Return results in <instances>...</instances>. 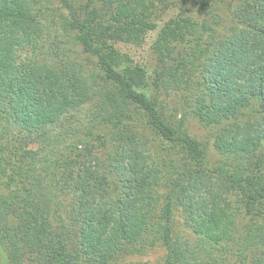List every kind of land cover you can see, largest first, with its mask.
Instances as JSON below:
<instances>
[{"label":"trees","instance_id":"obj_1","mask_svg":"<svg viewBox=\"0 0 264 264\" xmlns=\"http://www.w3.org/2000/svg\"><path fill=\"white\" fill-rule=\"evenodd\" d=\"M57 1L0 0V214L16 251L0 264H149L159 247V264H264V0H231L226 32L216 0ZM170 2L188 7L150 76L113 44L141 46ZM179 93L193 102L168 120L161 101ZM189 115L216 128L210 145ZM149 134L168 146L156 159Z\"/></svg>","mask_w":264,"mask_h":264},{"label":"rangeland","instance_id":"obj_2","mask_svg":"<svg viewBox=\"0 0 264 264\" xmlns=\"http://www.w3.org/2000/svg\"><path fill=\"white\" fill-rule=\"evenodd\" d=\"M53 1L56 5L58 4L57 0ZM232 6L233 4L231 3V0H216L214 8L210 13L214 16H219L221 20L223 19L219 24V28H217L222 32H226L229 28L232 27ZM183 7L187 8L188 4L182 5L180 3L175 4L174 2H170L167 7L159 8L152 18V27L147 33L146 38L141 46H133L123 43L113 44L117 51L127 59L130 67H132L133 69L142 70L150 76L152 75V73H154V71L159 69V56L154 50V43L165 24L171 18H175L179 14H181V9H183ZM197 15H199L198 12ZM200 17L201 19H203L205 16L202 14L200 15ZM209 17L212 16H208V18H205L209 19ZM108 19H110L109 22L113 24V26L120 24L119 19L115 18L112 13L108 15ZM186 93L187 92H185L184 94ZM189 95L190 97L194 98V94L190 93ZM164 98L166 99L164 101H161L164 108L161 109V112L168 120H179L182 117L183 113L187 111V107H189V105H191L193 102L191 101L187 104L185 96H182V93H179L177 96H172L171 98ZM182 106H184L185 108L183 109ZM85 113L86 111L81 115L84 116ZM184 127L187 129L192 138L207 145H210L212 143V140L216 133V128L203 127L190 115L186 118ZM97 131L108 134L109 129L102 128ZM148 137L151 141H153L150 151L151 156L153 159H156L157 156H160L162 154V151L165 150L168 146L166 144H163L162 141L158 139V137L154 136V134H149ZM219 160L220 157L218 156V154L212 150L210 154L211 163L215 164ZM177 224V227L182 229L183 225L179 222H177ZM6 226L7 220L0 214V251L3 256L12 257L16 253V251L6 236ZM164 257L165 251L159 247L151 250L143 259L144 261H148L149 264H159Z\"/></svg>","mask_w":264,"mask_h":264}]
</instances>
